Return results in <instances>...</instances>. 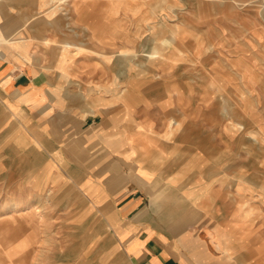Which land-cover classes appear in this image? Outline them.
I'll use <instances>...</instances> for the list:
<instances>
[{
    "label": "rangeland",
    "instance_id": "obj_1",
    "mask_svg": "<svg viewBox=\"0 0 264 264\" xmlns=\"http://www.w3.org/2000/svg\"><path fill=\"white\" fill-rule=\"evenodd\" d=\"M77 2L83 3L79 15L70 12L71 32L59 14L36 15L35 3L0 0V220L17 214L16 204H7L9 199L17 194L25 199L35 196V206L25 205L24 224L43 231L22 236L25 226L13 218L9 236L18 229L20 240L32 241L25 243L28 250L19 252L3 246V264H132L107 233L108 221L98 212L102 202L105 206L110 202L108 197L98 202L97 196L112 193L113 187L86 197L78 188L64 190L41 179L44 172L40 175L39 165L44 170L48 166L39 162V153L56 146L67 148L74 131L65 140V133L51 119L59 109L43 116L42 123L33 118L32 105L50 103L65 91L74 106L79 101L82 114L95 109L108 127L116 126V134L133 132L138 120H150L160 134L168 132L171 121L181 123L180 130L196 137L193 144L183 141L191 151L185 150L182 160L190 169L194 159L207 162V172L185 173L186 177L195 174L193 181L198 180L199 186L209 178L240 173L255 185L264 182V0H69L67 6H60L72 11ZM65 41L80 50L76 54L72 49L73 58L60 67L58 51ZM9 70L10 83L3 86ZM12 76L17 77L14 82ZM33 94L38 98L32 100ZM168 98L169 111L165 104L161 114L159 106ZM88 146L94 151L103 148L102 159L113 153L98 138H89ZM69 149L73 154L80 150ZM193 152L199 156L193 157ZM75 163L99 179V173L91 172L95 162L89 164L85 158ZM120 179L128 181V172L121 171ZM208 185L209 190L215 187ZM226 190L208 195L223 203L214 212L223 222L234 206L232 188ZM81 202L88 212H81ZM142 203L147 205V200ZM109 216L112 223V213ZM259 219L251 228L249 251L230 261L264 264V215ZM100 231L106 233L98 235ZM215 259L227 264L220 254Z\"/></svg>",
    "mask_w": 264,
    "mask_h": 264
},
{
    "label": "crops",
    "instance_id": "obj_2",
    "mask_svg": "<svg viewBox=\"0 0 264 264\" xmlns=\"http://www.w3.org/2000/svg\"><path fill=\"white\" fill-rule=\"evenodd\" d=\"M2 74L3 72L0 75ZM6 74L12 75L10 70L3 75V86L10 83ZM16 79L17 77L12 76L11 82ZM65 92L59 95L58 99L51 95L52 99H55L50 103L42 101L43 105L37 102L32 105L33 118L42 123L46 122L43 116H49L53 108H58L59 113H52V121L60 132L65 133V140L73 137L72 144L67 148L56 146L55 149H45L39 153V162L48 166L44 170L39 165L40 175L44 172L40 177L49 183L55 182L57 187L64 190L78 188L81 195L86 197L103 194V190L113 187L112 193L106 191L101 197L97 196L98 202L107 197L110 202L108 206L102 202L98 212L103 213L105 221L108 220L107 233L115 239L114 242L123 247L132 264H220L219 260L215 259L219 254L226 259L227 264L253 263L248 260L233 262L230 259L249 251L248 242L253 232L251 228L255 222L259 223V218L262 219L264 215V208L261 206L264 204L263 181L262 184L257 183L259 189H255L257 185L254 180L240 173L235 177L209 178L206 184L199 186L198 180L193 181L195 174L186 177L185 173L207 172V162L203 163L202 159L200 163H196L194 159V166L190 169L182 160L185 150H190L185 149L183 141L188 139L193 144L196 137L179 130L181 123L177 122L178 126L173 124L171 128L169 126L168 132L160 134L155 131V126H152L150 120H138L134 123L133 132L123 131V134H116V126L112 129L108 127L106 121L98 115L100 112L96 113V110L92 109L87 114L83 112L86 114L84 116L80 112L84 109L79 101L76 100L78 106H74L70 100L72 98L68 99L69 93ZM37 98V95H34L32 100ZM169 98L161 102V114H164L163 109L167 106L165 104L169 103ZM73 108L79 109L73 111ZM67 109L70 110L67 112ZM145 110L149 112V108L146 107ZM73 131L74 135L67 138ZM89 138L106 141L108 151H113L110 157L99 158V154H104L105 150L100 148L94 151V148L88 146ZM231 138L229 136V139ZM79 141L84 142L81 144ZM72 146L80 150L73 154L69 149ZM191 155L199 156L196 152ZM54 156H61L63 160L58 161ZM85 158L89 160V164L96 163L91 172L99 173L101 181L90 174V170L84 173L82 166L75 163ZM110 161L112 165L106 167V162L108 164ZM121 171L128 172V181H121ZM208 184L215 186L213 190L207 188ZM230 187L234 206L229 208V215L223 222L221 218L214 216L215 210L222 208L223 203L216 200V196L208 195L227 193L226 189ZM185 188L187 190H184ZM253 195L257 196L256 200ZM16 196L9 199L7 204H16L17 214L10 215L8 226L0 229V250L6 245L9 252L23 251L28 246L26 242L30 245L32 240L29 238L23 241L19 239L20 232L24 231L22 236L43 233L36 227L26 228L24 224L27 217L25 205L34 203L35 206V196H27V199L21 194ZM157 196H160L159 200L150 205L151 200ZM143 199L147 200V205L142 203ZM81 204V212H88L86 205L82 202ZM109 213L113 215L112 223ZM13 218L25 227L22 231L17 229L13 234L10 232V237L8 228L12 226ZM3 229H6L4 233L1 232ZM105 233L100 231L98 235ZM3 234H8V237L3 239ZM33 241L36 242L35 239ZM210 253L213 254L212 258ZM0 258L3 264V257Z\"/></svg>",
    "mask_w": 264,
    "mask_h": 264
},
{
    "label": "bare ground",
    "instance_id": "obj_3",
    "mask_svg": "<svg viewBox=\"0 0 264 264\" xmlns=\"http://www.w3.org/2000/svg\"><path fill=\"white\" fill-rule=\"evenodd\" d=\"M12 1V0H11ZM29 2H32V3H35V6L37 7V10L39 11H36V15H39L41 13H44L47 17L49 18H53L56 14H59V17H63L66 22H65V27L67 30L73 32L74 31V28L72 27L71 23H70V20L74 21L69 15H70V12H74L76 13L77 15H79V8H80V5L83 3V2H77L74 4L73 8H72V11L69 10V9H65L64 6H60V4L62 3H65V5L67 6L66 0H28ZM16 9V8H15ZM27 10V9H26ZM17 13V12H16ZM30 14V13H29ZM28 15V14H27ZM23 17V16H22ZM22 19V18H21ZM231 20V19H230ZM22 22V21H21ZM20 22V24H21ZM76 23V22H75ZM51 25V24H50ZM58 26V25H57ZM0 36H2V34L0 33ZM8 42H10L9 40H6V43L7 45ZM47 42V41H46ZM62 46L60 47L61 49H59L58 51V62L60 64V67L62 66H65L68 62V60H71L74 56V54L76 53H79V46L75 45L74 42H71V41H65L61 44ZM19 47V46H18ZM26 47V46H25ZM23 48V47H22ZM76 50L74 51L75 53L74 54H71V50ZM13 54V53H12ZM33 61V60H32ZM105 74V73H104ZM184 82V81H183ZM36 84V83H35ZM184 94V93H183ZM24 101V100H23ZM22 101V103H23ZM186 116V115H185ZM229 121V120H228ZM42 122V121H41ZM234 122V121H233ZM172 124H176V126H178L177 122H173L171 121ZM2 127V126H1ZM17 128V127H16ZM239 129V128H238ZM180 130V129H179ZM178 130V131H179ZM251 141H254L256 142L252 137H251ZM263 179V178H262ZM254 189V188H253ZM245 196V195H244ZM41 201V200H40ZM39 205V204H38ZM42 206V205H40ZM47 206V205H46ZM208 206V205H207ZM264 206V205H263ZM31 207V206H30ZM34 208V207H33ZM43 208V207H41ZM16 209V208H14ZM13 209V210H14ZM31 209V208H30ZM12 210V211H13ZM28 211V210H27ZM36 211V210H35ZM39 212V211H38ZM37 212V214H38ZM46 213V211H43ZM21 213H24V212H21ZM26 213V211H25ZM244 213V212H243ZM12 214V213H11ZM47 214V213H46ZM264 214V213H263ZM9 216V215H7ZM48 217V214L46 215ZM1 220H0V225L1 226H8V218L5 217V215L1 216ZM111 217V216H110ZM42 218V217H41ZM44 219V217H43ZM41 220V219H40ZM108 221V220H107ZM42 222V221H41ZM110 226V225H109ZM263 228V227H262ZM110 231V230H109ZM264 236V235H263ZM46 242V241H44ZM47 243V242H46ZM45 243V244H46ZM42 244V243H41ZM44 244V243H43ZM264 253V252H263ZM40 255V254H39Z\"/></svg>",
    "mask_w": 264,
    "mask_h": 264
}]
</instances>
